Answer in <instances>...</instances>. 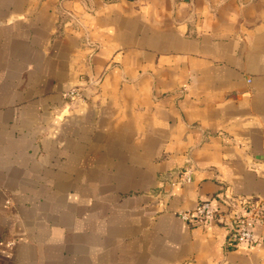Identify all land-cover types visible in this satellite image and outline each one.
Listing matches in <instances>:
<instances>
[{
	"label": "crops",
	"instance_id": "obj_1",
	"mask_svg": "<svg viewBox=\"0 0 264 264\" xmlns=\"http://www.w3.org/2000/svg\"><path fill=\"white\" fill-rule=\"evenodd\" d=\"M232 195L264 198V0H0V264H264V222L179 214Z\"/></svg>",
	"mask_w": 264,
	"mask_h": 264
},
{
	"label": "built area",
	"instance_id": "obj_2",
	"mask_svg": "<svg viewBox=\"0 0 264 264\" xmlns=\"http://www.w3.org/2000/svg\"><path fill=\"white\" fill-rule=\"evenodd\" d=\"M89 82L95 83L92 79ZM70 100H86L79 86H72L64 93ZM193 166L186 165L179 178L180 183L192 180ZM219 196V193H217ZM224 208L217 209L211 200L201 201L195 208L180 211V216L190 222L209 223L217 221L226 226L230 245L246 243L258 246L262 236L255 233V227L264 222V198L260 196L223 197Z\"/></svg>",
	"mask_w": 264,
	"mask_h": 264
}]
</instances>
